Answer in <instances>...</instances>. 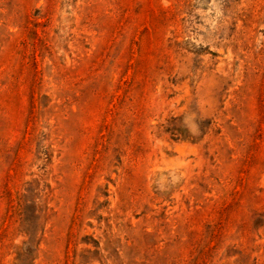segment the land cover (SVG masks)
Wrapping results in <instances>:
<instances>
[{"label": "rangeland", "instance_id": "rangeland-1", "mask_svg": "<svg viewBox=\"0 0 264 264\" xmlns=\"http://www.w3.org/2000/svg\"><path fill=\"white\" fill-rule=\"evenodd\" d=\"M0 264H264V0H0Z\"/></svg>", "mask_w": 264, "mask_h": 264}]
</instances>
